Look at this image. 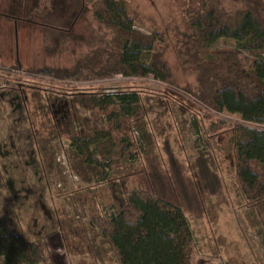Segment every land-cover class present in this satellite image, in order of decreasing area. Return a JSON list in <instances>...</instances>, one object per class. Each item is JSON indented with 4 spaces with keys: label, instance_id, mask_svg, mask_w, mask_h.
<instances>
[{
    "label": "rangeland",
    "instance_id": "1",
    "mask_svg": "<svg viewBox=\"0 0 264 264\" xmlns=\"http://www.w3.org/2000/svg\"><path fill=\"white\" fill-rule=\"evenodd\" d=\"M196 1L202 0H124L136 28L161 39L155 49L165 52L170 71L163 82L151 75H93L112 33L77 0H0V223L41 244L38 264H116L90 223L118 207L113 192L119 189L124 200L132 188L183 210L193 232L188 264H264L258 234H264V204L246 200L233 151V127L253 124L202 103L193 71L176 57V39ZM206 1L218 3L224 16L247 9L264 20V0ZM211 49L235 50L245 67L264 58V51L240 49L231 38ZM45 68L55 75L38 73ZM115 93L140 97L141 109L123 124L129 125L124 133L113 129L115 146L120 150L129 135L139 155L118 157L108 183H84L65 153L70 135L96 123L83 97Z\"/></svg>",
    "mask_w": 264,
    "mask_h": 264
},
{
    "label": "trees",
    "instance_id": "2",
    "mask_svg": "<svg viewBox=\"0 0 264 264\" xmlns=\"http://www.w3.org/2000/svg\"><path fill=\"white\" fill-rule=\"evenodd\" d=\"M89 1L82 0V7L92 8L98 22L112 33L106 50L101 52L105 55L98 59L95 56L98 63L92 74L97 77L151 75L156 80L167 81L170 71L165 52L155 49L157 40L161 39L155 32L143 33L136 28L124 0H91V6ZM196 5L187 11L186 23L176 39L177 60L184 69L193 71L196 95L202 103L216 111L237 114L242 121L253 124L233 127L235 172L246 200L264 204V58H254L245 67L235 50L211 49L220 38H231L240 49L263 52L264 20L247 9L224 16L218 3L202 0L196 1ZM38 73L55 75L51 68ZM61 73L60 76H71ZM83 101L96 123L88 126L87 122L86 131L70 135L69 150L65 152L69 169L84 183L107 182L121 155L134 156L133 160L139 155L134 142H127L126 134L125 144L119 150L113 129L124 133L123 129L129 125L123 124L135 119L141 100L136 93H115L89 95ZM64 116L69 120L67 113ZM52 137L56 139L57 135ZM149 182L147 178V186ZM117 191L113 192L119 202L117 210L110 206L108 214L90 223L98 228L100 240L113 251L116 264H188L193 232L183 210L146 189L132 188L124 200H118L123 193L117 196ZM260 230L258 234L264 242ZM43 253L37 241L10 232L0 223L3 264H38L44 260Z\"/></svg>",
    "mask_w": 264,
    "mask_h": 264
},
{
    "label": "crops",
    "instance_id": "3",
    "mask_svg": "<svg viewBox=\"0 0 264 264\" xmlns=\"http://www.w3.org/2000/svg\"><path fill=\"white\" fill-rule=\"evenodd\" d=\"M39 4H40L39 2H36L35 5L39 6ZM77 4H78V5H81V7H82V6H83V5H82V0H77Z\"/></svg>",
    "mask_w": 264,
    "mask_h": 264
}]
</instances>
